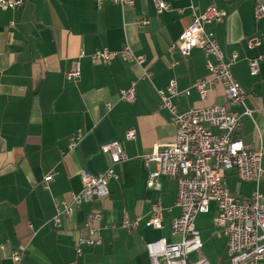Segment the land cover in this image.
Segmentation results:
<instances>
[{
    "label": "crops",
    "instance_id": "obj_1",
    "mask_svg": "<svg viewBox=\"0 0 264 264\" xmlns=\"http://www.w3.org/2000/svg\"><path fill=\"white\" fill-rule=\"evenodd\" d=\"M165 1L169 9L160 13L152 0H134L123 8L110 1L98 7L95 0H23L14 9L0 8V264H13L10 255L19 244L26 245L19 264H150L147 242L177 240L171 234V219L180 212L174 204L176 180L159 175L158 186L148 188L155 166L141 156L174 140L175 125L155 88H165L174 78L179 93L172 102L179 111L226 103L217 81L208 83L204 99L191 87L197 79H210L202 50L194 47L183 55L171 47L191 22V5L202 11L214 2L226 12L213 31L225 60L237 54L231 72L246 106L255 110L253 118H241L236 133L253 146L264 144V16L254 14L255 5L264 0ZM142 18L145 24L139 23ZM253 34L260 45L248 48L246 40ZM126 43L145 56L150 80L141 78L133 62L89 58L97 49L119 50ZM258 56L259 71L251 75L248 60ZM75 63L80 76L67 80ZM131 82L135 100H121L120 90ZM129 128L136 131L131 140L125 138ZM78 131L80 139L69 150ZM112 140L120 143L127 159L114 166L118 177L108 181L107 196L82 203L53 226L54 199L79 192L83 172L98 174L108 167L110 158L100 146ZM49 173L53 176L45 187L43 177ZM224 183L242 197L255 186L238 180L233 170L226 171ZM259 189L264 200V180ZM156 200L163 207L160 228L146 225ZM209 210L215 214L213 204ZM93 211L102 214V243L85 246L76 255V238ZM124 218L138 219V228H123ZM199 232L203 247L190 259L204 256L213 264H226L223 232Z\"/></svg>",
    "mask_w": 264,
    "mask_h": 264
},
{
    "label": "built area",
    "instance_id": "obj_2",
    "mask_svg": "<svg viewBox=\"0 0 264 264\" xmlns=\"http://www.w3.org/2000/svg\"><path fill=\"white\" fill-rule=\"evenodd\" d=\"M105 1L118 4L121 8L134 4V0H95L98 7ZM152 2L159 13L169 9V3L165 0ZM22 4L23 0H0V8L3 9H14ZM191 13V22L171 47L183 55H188L194 47L202 50L210 79H197L191 87L204 99L208 83L217 81L223 88L226 103L179 111L172 102V98L179 93L174 78L168 81L165 88H155L160 106L167 110L170 121L175 125V133L173 142L157 146L150 154L141 156L145 163H153L155 166L149 171L146 184L148 188L157 187L159 175L174 178L177 183L174 204L180 212L171 219V234L177 240H151L145 244L146 251L150 264H213L204 256L190 259L192 253L201 251L203 247L195 219L198 214L209 211L213 204L214 226L225 236L226 264H261L264 263V200L259 185L264 180V144L253 146L236 133L241 118H253L255 110L246 106L244 91L231 72L237 54L233 52L225 60L213 31V26L224 20L226 12L218 9L213 2L202 11H197L191 5ZM254 14L256 18L264 16V5L257 3ZM146 22L144 18L139 20L141 24ZM10 23L13 25V21ZM260 42V37L253 34L247 38L246 45L254 48ZM81 55L80 52L79 56ZM89 58L91 62L106 63L114 58L133 62L140 67L141 78L150 80L151 72L144 66L145 56L136 54L127 43L119 50L97 49ZM259 60V56L249 58L251 75L259 71ZM79 76V65L75 63L66 72V78L76 80ZM119 98L134 101L135 82L121 89ZM106 105L109 107L110 103ZM232 106L239 107L240 110L232 109ZM261 112L264 113V108ZM80 135L79 131L72 135L68 144L69 150L76 146ZM135 136L134 128L126 130V139L131 140ZM100 150L110 158L108 167L98 174L83 172L79 192H72L69 199H54L56 214L49 220L53 226H58L62 217H69L82 203L107 196L108 181L118 177L114 166L126 160L127 155L117 140L102 144ZM227 170H233L238 180L255 184L249 196L242 197L228 189L224 183ZM52 176L53 173H49L43 177L45 187ZM162 209L160 200L151 204L147 226L161 227ZM101 217L100 211H93L85 219L82 233L76 238V255H81L85 246L93 247L102 243L99 226ZM121 226L133 230L138 228L139 222L138 219L130 221L124 218ZM25 250L26 245L19 244L12 251L10 258L13 264H19Z\"/></svg>",
    "mask_w": 264,
    "mask_h": 264
},
{
    "label": "rangeland",
    "instance_id": "obj_3",
    "mask_svg": "<svg viewBox=\"0 0 264 264\" xmlns=\"http://www.w3.org/2000/svg\"><path fill=\"white\" fill-rule=\"evenodd\" d=\"M213 211L209 210L207 212H203L197 215L196 217V225L198 229L201 231V234L204 235H213L214 232H222L213 223ZM206 236V237H207Z\"/></svg>",
    "mask_w": 264,
    "mask_h": 264
}]
</instances>
